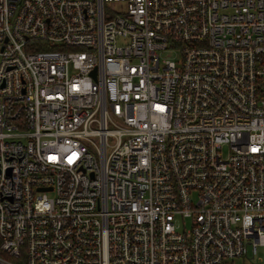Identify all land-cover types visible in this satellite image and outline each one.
Wrapping results in <instances>:
<instances>
[{"label": "built area", "instance_id": "1", "mask_svg": "<svg viewBox=\"0 0 264 264\" xmlns=\"http://www.w3.org/2000/svg\"><path fill=\"white\" fill-rule=\"evenodd\" d=\"M259 246L264 0H0V264Z\"/></svg>", "mask_w": 264, "mask_h": 264}, {"label": "rangeland", "instance_id": "2", "mask_svg": "<svg viewBox=\"0 0 264 264\" xmlns=\"http://www.w3.org/2000/svg\"><path fill=\"white\" fill-rule=\"evenodd\" d=\"M226 152V150H225ZM248 264L249 262L243 261L241 259L238 260H234L233 264ZM251 263L253 264H264V247L263 246H259L257 249V253H256V257H255V261H252Z\"/></svg>", "mask_w": 264, "mask_h": 264}]
</instances>
